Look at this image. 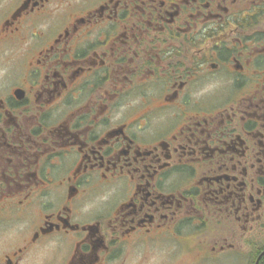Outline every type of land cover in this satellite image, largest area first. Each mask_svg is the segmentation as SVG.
<instances>
[{
  "label": "flooded vegetation",
  "instance_id": "flooded-vegetation-1",
  "mask_svg": "<svg viewBox=\"0 0 264 264\" xmlns=\"http://www.w3.org/2000/svg\"><path fill=\"white\" fill-rule=\"evenodd\" d=\"M0 264H264V0H0Z\"/></svg>",
  "mask_w": 264,
  "mask_h": 264
}]
</instances>
